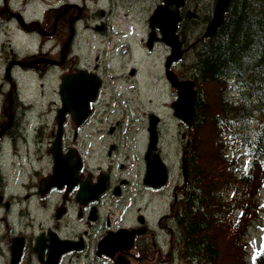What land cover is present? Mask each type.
I'll use <instances>...</instances> for the list:
<instances>
[{"label":"flooded vegetation","instance_id":"af4514ba","mask_svg":"<svg viewBox=\"0 0 264 264\" xmlns=\"http://www.w3.org/2000/svg\"><path fill=\"white\" fill-rule=\"evenodd\" d=\"M134 1L151 5L139 37L118 28L123 0H43L40 13L30 12L36 0H0V32L9 38L3 48L13 47L0 60V264H202L188 254L182 219L188 178L168 201L167 159L180 141L181 169L185 160L188 166V128L174 113L178 93L168 74L191 79L198 13L187 3L180 8L183 53L169 59L171 47L150 21L164 0ZM18 31L30 48L13 43ZM32 74L51 86L40 113L24 107L21 81ZM80 74L95 95L59 122L63 76ZM153 124L155 152L169 172L160 187L145 181ZM163 190L166 198L153 206Z\"/></svg>","mask_w":264,"mask_h":264},{"label":"trees","instance_id":"16d2710c","mask_svg":"<svg viewBox=\"0 0 264 264\" xmlns=\"http://www.w3.org/2000/svg\"><path fill=\"white\" fill-rule=\"evenodd\" d=\"M187 2L196 9L202 4ZM213 2L194 19L202 20L199 31ZM181 29L188 33L186 21ZM187 71L198 88L185 142L188 180L181 193L188 254L204 264H226L220 251L225 243L211 235L214 224H231L232 238L242 239L239 229L246 231L256 217L257 193L264 188V0H231L222 24L197 42ZM232 147L248 152L245 170L233 166ZM233 255V264H247L241 246ZM253 260L264 264V239Z\"/></svg>","mask_w":264,"mask_h":264},{"label":"rangeland","instance_id":"374dc122","mask_svg":"<svg viewBox=\"0 0 264 264\" xmlns=\"http://www.w3.org/2000/svg\"><path fill=\"white\" fill-rule=\"evenodd\" d=\"M36 2L37 4L35 2L31 4L30 12L40 13L46 5L43 4V0H36ZM209 2L210 0H202V4H200L201 6L199 5L200 7L195 10L198 13V18H202L208 12L206 6L209 4ZM215 2L216 0H214L213 2L212 11L214 9ZM134 3V0H123V2H120V7H118L117 5L118 12H122L120 13V15H122V19L120 21L118 20L117 24L118 28L137 32V35L139 37L140 29L146 23V14L149 13L151 5L150 3L146 2L145 4H143V6H141L140 3L134 6ZM17 5H21L24 7V4H21L19 2H17ZM127 11L130 13V16L123 17V15L127 13ZM201 23L202 20L194 23V25L200 28ZM11 38L13 43L17 44L21 50H26V47L28 46L29 48L31 47L32 41L23 36L20 31H18V33L16 34L11 35ZM8 40L9 38L5 36L3 32H0V60L1 57L5 55L7 49L9 50L10 48H13L10 47L9 44L8 46L5 45L3 48V42L8 43ZM33 40L34 42H36L35 38H33ZM42 78L43 76H40L39 74H32L29 76H25L21 81L22 87H24V107H28L27 104L32 103V109L37 113H40L42 112V110L49 108L51 99V86L48 81L44 82ZM178 145H180V147H178ZM181 150V142L178 141L176 142V149H171L170 151H168L167 159L172 173L171 183L168 187V201L172 199L171 196L173 195L174 187H176L177 184L182 183L181 181L183 180L181 158L179 155V152H181ZM234 155H236V161L233 166H235L239 170H245L248 164V152L246 151V149L242 147H240L239 149L232 147V149L230 150L231 159L234 157ZM165 198L166 196L164 190L162 191V193L155 192V194H153L152 196V201L154 200V203L152 202V205L155 207L160 206ZM257 201L258 209L255 214L256 217L249 222L246 227V231L245 228L244 231L243 229H239V232L237 234L238 237L242 236V239L239 238V240H234L232 238L231 224L227 225V227H223L224 224L222 226L219 225L220 223L214 224V228L211 231L213 239L216 238L219 240V242L225 243L220 247L222 257H224V263L233 264L234 258H237L236 255H233V251L235 250L236 252L237 247L241 246L243 259L245 260V262L247 264H253L254 254L261 247L262 241L264 239V188H262L259 193H257ZM156 215L157 211L153 210L152 216L156 218ZM215 225H217V227H215ZM234 243L237 244L235 245ZM212 264H221V262L219 260Z\"/></svg>","mask_w":264,"mask_h":264},{"label":"water","instance_id":"95a60500","mask_svg":"<svg viewBox=\"0 0 264 264\" xmlns=\"http://www.w3.org/2000/svg\"><path fill=\"white\" fill-rule=\"evenodd\" d=\"M231 0H217L211 19L207 24L204 36H210L223 22L224 15L228 9ZM185 0H164V3L158 5L153 12L150 21L152 25H157L162 31L164 41L171 47V55L169 59H178L182 53V43L176 33L178 22L181 20L180 7L183 6ZM174 6V7H173ZM72 77L81 78L80 80L69 81ZM170 82L178 88V97L173 103L175 114L183 119L188 125L192 124L194 101L197 90L194 87L193 80L175 81L172 74H168ZM81 88L71 90V87L77 85ZM90 86L86 75H64L61 85L62 107L60 108L58 121L61 122L62 113L67 109H83L88 105L89 99L94 97L96 86L89 93L86 88ZM79 104V105H78ZM151 139L147 152V165L145 181L153 187L164 185L168 179L166 163L163 161L157 149V131L155 124L150 127ZM184 175L187 176L186 165L184 164Z\"/></svg>","mask_w":264,"mask_h":264}]
</instances>
